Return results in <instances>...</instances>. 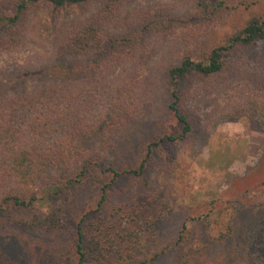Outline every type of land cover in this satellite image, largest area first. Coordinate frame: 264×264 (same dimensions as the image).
I'll return each instance as SVG.
<instances>
[{
	"label": "trees",
	"instance_id": "16d2710c",
	"mask_svg": "<svg viewBox=\"0 0 264 264\" xmlns=\"http://www.w3.org/2000/svg\"><path fill=\"white\" fill-rule=\"evenodd\" d=\"M96 1L100 8L92 18L59 23L46 40L40 26L36 28L30 21L31 11L39 7L57 10ZM123 1L10 0L9 7L0 9V58L25 51L30 55L21 67L23 72L7 81L11 73L8 68L0 84V264H23L12 252V243L6 240L13 230L39 234L51 241V251H64L51 264H154L169 250H178L173 264H264V258L251 251V230L237 234L241 241L223 248L238 230L233 221L228 230L213 238H197V229H209L212 221L225 215L224 208L209 212L192 228L184 223L168 250L141 256L140 245L146 239L154 240L161 222L174 211L173 206H167V194L147 184L149 200L138 198L107 205L109 189L121 178L132 174L143 178L156 145L183 141L192 132L191 121L179 105L182 83L190 76L210 78L221 74L233 49L264 41V16H253L206 59L189 56L169 70V109L182 132L150 144L137 169H118L98 153L86 154L84 139L102 138L109 128L124 124L136 111L135 103L142 107V97L148 98L144 90L136 91L137 97H128L124 81L109 83L108 78L134 56L133 48H126L122 38L128 33L127 25L114 27ZM212 2L215 0H198V7L206 12ZM223 5L213 4L217 8ZM121 27L124 28L119 30ZM84 62L89 64V77L84 80L71 76ZM37 78H48L45 81L50 82L73 78V82L65 87L36 90L30 82ZM234 104L213 115L214 128L238 116L254 118L264 128V95L250 94ZM52 170L58 174L57 183L52 184L55 194L38 198L42 177ZM81 186L97 188L100 199L97 206L85 207L81 212L71 243L66 245L62 243V231L72 221L71 212L77 207L68 206V197ZM236 213L242 212L239 209Z\"/></svg>",
	"mask_w": 264,
	"mask_h": 264
},
{
	"label": "rangeland",
	"instance_id": "374dc122",
	"mask_svg": "<svg viewBox=\"0 0 264 264\" xmlns=\"http://www.w3.org/2000/svg\"><path fill=\"white\" fill-rule=\"evenodd\" d=\"M215 2L224 5L217 8L213 6ZM215 2L210 10L203 12L198 7V0L123 1L114 27L122 23L127 25L128 33L122 38L126 40V48H133L134 56L108 78L109 83L124 81L129 90L128 97H137L136 91L143 93L144 90L148 98L142 97V107L135 103L138 107L132 111L133 115L124 124L106 130L102 138L86 137V154L98 153L118 169L135 170L146 157L150 144L182 132L169 109L172 101L168 92L169 70L189 56L206 59L212 50L224 46L230 37L242 30L253 16H264V0ZM0 4L3 10L9 7L10 0H0ZM99 8L97 1L57 10L39 7L31 11L30 21L36 28L40 26L46 40L59 23L88 20ZM35 45L40 47V43ZM40 50L38 48V52ZM25 52L0 58V84L5 80L8 68L11 73L7 81L13 80L17 72H23L21 67L30 56L28 51ZM76 67L79 72L71 76L84 80L89 77V64L84 62ZM46 79L37 78L30 83L37 87L36 90H41L65 87L73 82V78L51 82ZM250 94L264 95V41L233 49L221 74L210 78H187L181 85L179 105L191 121L192 132L183 141L156 145L143 178L126 175L109 189V206L138 198L149 200V184L165 192L169 198L167 206L174 207L173 213L161 222L158 236L154 240L146 239L140 245L141 256L159 254L163 248L168 250L170 241L175 240L184 223L192 228L199 219H206L209 212L224 208L225 215L212 221L209 229H197V238H213L228 230L233 221L238 230L223 248L241 241L237 234L251 230V251L264 258V128L257 125L256 119L243 116L213 127L216 112ZM10 95L13 96L11 91ZM57 178L54 170L46 173L42 177V187L37 189V197L55 194L52 184L57 183ZM99 199V190L91 186H81L70 193L68 206L77 207L71 212L72 221L62 231L63 244L71 243L81 212L85 207L97 206ZM239 209L242 213L238 215ZM23 233L13 230L6 238L12 243L17 260L23 264L55 263L58 255L64 253L51 251V241L39 234ZM177 258L178 250H169L154 264H173Z\"/></svg>",
	"mask_w": 264,
	"mask_h": 264
}]
</instances>
